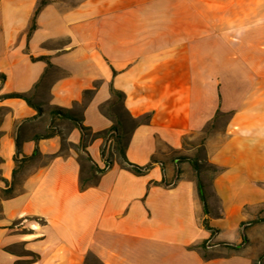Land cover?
Listing matches in <instances>:
<instances>
[{"label":"crops","instance_id":"obj_1","mask_svg":"<svg viewBox=\"0 0 264 264\" xmlns=\"http://www.w3.org/2000/svg\"><path fill=\"white\" fill-rule=\"evenodd\" d=\"M38 1L0 0V193L13 187L0 196V264H253L264 248V221L248 223L264 205V0H46L29 31ZM111 87L123 112L149 114L124 153L150 166L115 160L81 188L83 135L51 110L87 127L104 167L93 134L124 126L104 111ZM217 112L226 121L201 138L220 167L203 181L206 214L186 158ZM17 143L30 157L19 165Z\"/></svg>","mask_w":264,"mask_h":264},{"label":"trees","instance_id":"obj_2","mask_svg":"<svg viewBox=\"0 0 264 264\" xmlns=\"http://www.w3.org/2000/svg\"><path fill=\"white\" fill-rule=\"evenodd\" d=\"M46 2V0H39L37 2V5L34 8L33 11V16H32V20H31V25L29 27V31L33 29L34 27V18L37 14V12L40 10V8L42 7V5ZM110 92H111V99L108 101L107 104L110 105H118L121 109H123V104H122V100H123V93L117 89L114 88H110ZM28 100V99H27ZM29 101V100H28ZM30 102V101H29ZM51 113L56 114L58 117H65L68 118L72 121H74L80 128L81 130V134L83 135L82 141L76 146L77 150L79 151V155H78V159L79 162L81 164V175H80V187L83 188L87 185H92L94 183H96L97 181V177L100 173H102L104 171V169L108 166H110L113 161H118L121 165L125 166V167H129L131 169H133L135 172H142L144 170H146L149 166L150 163L145 164L143 166H139L136 164H133L131 162H129L125 156L124 153V143L121 141V137L119 134V127L116 124H112L111 126H109L107 129L95 132L93 134L94 137H102L105 141L109 138L114 140V143L116 146L119 147V155L117 156V158H111L110 156H107L105 154V149H104V145H101L100 148V154L101 157H103L104 159V167H99L93 160L92 158L89 156V154L86 151V143L88 141V136L89 133L86 132L87 127L83 126L82 124L79 123L78 119L70 112L67 110H63L62 108H58L55 107L51 110ZM127 118L129 119V121L132 123V125H136L138 123H141L143 121H146L149 117L148 113L142 114L139 117H131L129 114L125 113ZM219 115H221V113L217 112V114L215 115L218 117ZM211 126V123H207L205 125V127L203 128V132L208 133V128ZM66 146L64 137H62V142H61V147ZM18 153H19V147H18V143L16 144V153H15V162L17 163V165H19V161H24L29 159L30 157L27 156H22L20 158H18ZM34 154H36V151L33 153L32 156H34ZM31 156V157H32ZM184 158V157H179V159ZM185 159V158H184ZM189 160L191 166L193 167L194 171H195V176H196V185H197V190H198V194L200 197V200L202 202L203 205V211L208 214L209 213V209H208V203H207V191L205 188V184L200 176V165L197 159L194 158H186ZM86 162L87 163V172H88V176H84L83 175V163ZM209 168L213 170V172H216L218 170H220V167L215 165V164H211L209 163ZM16 170V169H15ZM0 179H3L0 177ZM4 182L7 184V181L5 179H3ZM13 193V187H7L5 189H3L0 193V196H4L7 197L9 195H11ZM263 220L264 221V217H259L256 218L254 220L249 221L248 223H252V222H256V221H260ZM203 225L205 226V228H207L211 233H213L215 231V228L211 227L208 224V219L204 218L202 220ZM224 245L227 246H235V244L232 243H227L224 242ZM200 246H205L204 241L201 242ZM253 263H255V260L253 261Z\"/></svg>","mask_w":264,"mask_h":264},{"label":"rangeland","instance_id":"obj_3","mask_svg":"<svg viewBox=\"0 0 264 264\" xmlns=\"http://www.w3.org/2000/svg\"><path fill=\"white\" fill-rule=\"evenodd\" d=\"M104 111H106L110 115H113L116 119L121 118L124 121V126H121L119 128V134L121 137V141L124 143V140L126 139L128 132L132 126V123L127 118L125 112H123V110L118 105L112 106L110 104H106L104 107ZM226 118H227L226 114L219 115L217 117V119L211 123V126L208 128V133L216 127H222V125L226 121ZM206 134L207 133L203 132L196 139V142H198V145L196 147L195 152H193V158L198 160L199 165H200V169H199L200 174L202 175V180L205 182L208 181L214 173L213 170L209 168V163L204 158L203 146L201 145V143H202L201 138H203V136H205ZM104 149H105V154L107 156H110L111 158H117V156L119 155V147L115 145L114 140L111 138L106 140L105 145H104ZM83 175L88 176L87 163L86 162L83 163ZM263 208H264V205L257 206L254 209L255 210V216L254 217L259 218L261 216L260 214H262ZM260 252L261 253H259L256 256L255 263H253V264H264V248H262V250Z\"/></svg>","mask_w":264,"mask_h":264}]
</instances>
